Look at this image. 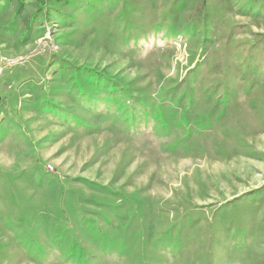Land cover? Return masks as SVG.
I'll use <instances>...</instances> for the list:
<instances>
[{
  "label": "rangeland",
  "instance_id": "374dc122",
  "mask_svg": "<svg viewBox=\"0 0 264 264\" xmlns=\"http://www.w3.org/2000/svg\"><path fill=\"white\" fill-rule=\"evenodd\" d=\"M0 264H264V0H0Z\"/></svg>",
  "mask_w": 264,
  "mask_h": 264
},
{
  "label": "trees",
  "instance_id": "16d2710c",
  "mask_svg": "<svg viewBox=\"0 0 264 264\" xmlns=\"http://www.w3.org/2000/svg\"><path fill=\"white\" fill-rule=\"evenodd\" d=\"M36 1H37V5L39 8L44 9L46 7L47 0H36ZM66 64H68L72 68L75 67L72 65V63H67V62H65L63 65H66Z\"/></svg>",
  "mask_w": 264,
  "mask_h": 264
},
{
  "label": "built area",
  "instance_id": "2783aa9c",
  "mask_svg": "<svg viewBox=\"0 0 264 264\" xmlns=\"http://www.w3.org/2000/svg\"><path fill=\"white\" fill-rule=\"evenodd\" d=\"M46 171H49V170H46Z\"/></svg>",
  "mask_w": 264,
  "mask_h": 264
}]
</instances>
